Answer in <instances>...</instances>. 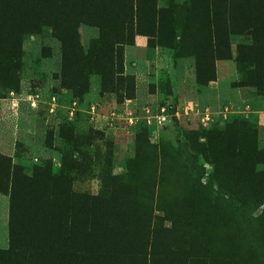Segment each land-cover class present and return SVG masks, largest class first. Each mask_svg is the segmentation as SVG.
<instances>
[{
    "label": "rangeland",
    "instance_id": "obj_1",
    "mask_svg": "<svg viewBox=\"0 0 264 264\" xmlns=\"http://www.w3.org/2000/svg\"><path fill=\"white\" fill-rule=\"evenodd\" d=\"M2 43L0 264H264V0H0Z\"/></svg>",
    "mask_w": 264,
    "mask_h": 264
},
{
    "label": "trees",
    "instance_id": "obj_2",
    "mask_svg": "<svg viewBox=\"0 0 264 264\" xmlns=\"http://www.w3.org/2000/svg\"><path fill=\"white\" fill-rule=\"evenodd\" d=\"M136 7H137L136 1L134 3L132 2V5H131V8H132L131 23L134 21L136 22V20H137ZM17 9L18 10L22 9L25 13V6L24 5L19 4L17 6ZM154 10H155V8H154ZM156 13H159V17H160V13H162V11H158ZM154 20H155V17H154ZM151 21H153V20L151 19ZM44 26L49 27V25L48 26L44 25ZM126 28H128V26ZM65 29H66V27H65ZM68 31L70 34L71 29H68ZM137 35L146 36L148 40L151 37H153V35H149V33H137V34H135V36H137ZM57 36H58V34H57ZM111 44H112V46H116L119 48V47H121L127 43H124V42L118 41V40L117 41L112 40ZM18 51L19 50L15 49V47L11 46V44L2 43V45L0 46V96L1 97L7 96L10 91L18 92L20 90L19 89V81H20L21 66H20V61L18 60V53H19ZM114 55H117V53ZM13 175H14V172L12 169L11 174L8 175L9 179H10V182H9L10 190L8 193V198L10 199V202H11V198L13 196L12 195V191H13V189H12L13 188V182L12 181L14 179ZM9 209H10V206H9ZM183 244H187V242L184 241L181 245L174 246L172 251L175 255H181V256L186 258L189 255V250L182 249L181 246ZM200 244L204 245L205 243L200 242ZM14 251H15V249H12V246H11V257L15 256V253H13ZM146 252H148L147 248L144 250V253H146ZM148 255H149V253H148ZM150 255H152V252H150ZM139 256L140 255H138V257ZM188 258H190V257H188ZM184 264H192V260L186 259Z\"/></svg>",
    "mask_w": 264,
    "mask_h": 264
},
{
    "label": "crops",
    "instance_id": "obj_3",
    "mask_svg": "<svg viewBox=\"0 0 264 264\" xmlns=\"http://www.w3.org/2000/svg\"><path fill=\"white\" fill-rule=\"evenodd\" d=\"M133 43H134L133 46L125 47V57H127L128 55L127 52L128 48H130L131 51L147 50V37L143 35H137L135 36ZM137 76H139L140 78L139 80L142 79V74H138ZM1 102L3 103L4 101ZM18 135H19V128H18L17 114L16 117L14 115H11V120H8L2 127L0 126V155L11 158L14 157L17 141L19 137ZM0 203H2V198H0Z\"/></svg>",
    "mask_w": 264,
    "mask_h": 264
},
{
    "label": "built area",
    "instance_id": "obj_4",
    "mask_svg": "<svg viewBox=\"0 0 264 264\" xmlns=\"http://www.w3.org/2000/svg\"><path fill=\"white\" fill-rule=\"evenodd\" d=\"M19 94L20 91L18 92L10 91L7 96L5 97L0 96V101H7L12 108H16L18 106L17 104H18ZM27 101L31 107H35L38 101V95L29 94L27 96ZM161 112H163V109L161 110ZM205 118L208 119L207 116H205Z\"/></svg>",
    "mask_w": 264,
    "mask_h": 264
}]
</instances>
